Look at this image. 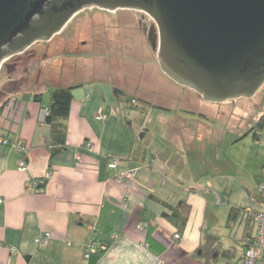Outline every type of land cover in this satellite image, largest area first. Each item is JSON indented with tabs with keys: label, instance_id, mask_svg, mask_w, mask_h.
<instances>
[{
	"label": "crops",
	"instance_id": "crops-1",
	"mask_svg": "<svg viewBox=\"0 0 264 264\" xmlns=\"http://www.w3.org/2000/svg\"><path fill=\"white\" fill-rule=\"evenodd\" d=\"M102 68H92L89 77L107 80L99 77ZM93 84L56 83L73 87V101L67 147L54 156L51 126L44 122L50 99L43 96V106L34 101L35 92H22L12 96L19 121L0 117L13 142L0 144V264H238L246 214L233 227L229 213L241 206L264 210V128L260 139L249 133L264 116V98L250 102L252 115L229 131L227 124L210 126L209 109L186 110L192 122H177L151 107L132 110L107 100ZM232 109L249 114L244 105L230 114ZM211 110L229 113L226 106ZM102 111L108 117L99 120ZM112 158L119 160L116 168L109 166ZM130 170L136 171L132 179H120ZM39 180L45 188L29 190ZM46 232L51 238L38 245L36 238ZM211 236L219 248L214 243L215 252L206 256ZM93 242L107 248L89 251Z\"/></svg>",
	"mask_w": 264,
	"mask_h": 264
},
{
	"label": "water",
	"instance_id": "water-1",
	"mask_svg": "<svg viewBox=\"0 0 264 264\" xmlns=\"http://www.w3.org/2000/svg\"><path fill=\"white\" fill-rule=\"evenodd\" d=\"M93 7L146 13L162 70L208 102L252 98L264 86V0H0V72Z\"/></svg>",
	"mask_w": 264,
	"mask_h": 264
},
{
	"label": "rangeland",
	"instance_id": "rangeland-1",
	"mask_svg": "<svg viewBox=\"0 0 264 264\" xmlns=\"http://www.w3.org/2000/svg\"><path fill=\"white\" fill-rule=\"evenodd\" d=\"M138 13L130 9L109 11L97 7L86 8L77 13L50 41L36 42L25 52L9 58L0 72V105L8 97L30 91L35 92L33 95L42 93L44 102H48L50 90L59 86L57 82L75 84L78 80L88 79V82L95 83L93 87H99L107 100L119 101L114 92L116 87L139 98L144 95L150 100L152 110L177 122H192L191 115L184 113L186 110L200 109L197 111L201 112L209 109L210 126L219 128L220 124H227L230 131L252 115L250 102L255 105L264 98V86L255 98H240L237 103L204 100L196 91L177 83L162 70L147 37L140 29ZM94 67L96 70L104 67L99 77L111 81L98 83V79L92 80L89 76ZM241 105L248 109L249 114L235 109L230 114L231 108ZM219 106H226L229 113H211V109ZM154 120L160 125L158 118ZM211 135H214V130ZM231 135L227 134V138L233 137Z\"/></svg>",
	"mask_w": 264,
	"mask_h": 264
},
{
	"label": "trees",
	"instance_id": "trees-1",
	"mask_svg": "<svg viewBox=\"0 0 264 264\" xmlns=\"http://www.w3.org/2000/svg\"><path fill=\"white\" fill-rule=\"evenodd\" d=\"M115 94L118 96L119 100L122 103H126L130 108L139 109L142 108L146 112L147 107H151L149 102L142 101L141 99L133 98L130 94L123 91L121 88L116 87L114 89ZM34 101L41 103L43 105V94L36 93L33 95ZM12 100H17L13 97H8L4 100V102L0 105V117L4 116L6 119H11L14 121H19L18 118V109L16 108L18 104ZM73 101V87H55L50 90V102L48 106H44L47 110V113L44 117V122L51 126V155L54 156L66 149V120L69 117L71 111V104ZM147 113L143 115V123H145ZM18 119V120H17ZM264 128V116H262L255 125L254 128L250 130L249 133L254 132L253 136L256 139H260L261 132ZM0 138H4L8 140V143L5 146H10L13 144L8 134H5L2 131V126L0 125ZM2 144V143H0ZM4 145V144H2ZM38 186L34 192H41L46 185V181L39 180ZM245 207L241 206L239 208L231 209L229 213V225L235 226L241 216V214L245 215ZM256 225L254 221V216L252 213H248L246 215L245 227H244V237L246 239L245 249L255 243V232L253 233V229L255 231ZM100 236V235H99ZM98 236V237H99ZM101 237V236H100ZM112 236H108L104 238V241H101L105 244H108V241H113ZM217 244V249L219 248L218 238L209 237L207 240V246L203 247L204 254L206 256L211 255L212 252H215L216 248H211V246ZM245 252V251H244ZM225 255H229V251H224ZM242 258V257H241Z\"/></svg>",
	"mask_w": 264,
	"mask_h": 264
},
{
	"label": "built area",
	"instance_id": "built-area-1",
	"mask_svg": "<svg viewBox=\"0 0 264 264\" xmlns=\"http://www.w3.org/2000/svg\"><path fill=\"white\" fill-rule=\"evenodd\" d=\"M11 104H14L13 100H12ZM18 107L19 106H17L16 108L18 109ZM107 117H108V114L103 112V111L97 115V119H99V120L106 119ZM0 143L6 145L8 143V140H6L4 138H0ZM94 148H95L94 143L89 142L87 144V149L89 151L94 150ZM21 150H22V147H21ZM118 163H119L118 159L112 158V159H110L109 166L111 168H116ZM24 165H25L24 162H21V166L24 167ZM135 172H136L135 170H130V171L122 174L120 179H132L135 176ZM49 175L50 174H48V176ZM37 186H38L37 181H33L27 185V187L31 191H35ZM260 189H261L263 196H264V185H262ZM244 213L246 215L248 213H252L254 216V221H255V225H256V235H255L256 240H255V243L253 245H251L245 249V252H244L242 258L238 261V264H257L258 261L264 255V210H262L260 212H253L250 208L246 207ZM116 237L117 236L115 235L114 238H116ZM179 237H180V235L176 234V238H179ZM50 238H51L50 233H48V232L43 233L38 238H36V243L38 245L46 244ZM106 248H107L106 245L103 243L97 244V243L93 242L89 248V251L96 252L98 249H106Z\"/></svg>",
	"mask_w": 264,
	"mask_h": 264
},
{
	"label": "flooded vegetation",
	"instance_id": "flooded-vegetation-1",
	"mask_svg": "<svg viewBox=\"0 0 264 264\" xmlns=\"http://www.w3.org/2000/svg\"><path fill=\"white\" fill-rule=\"evenodd\" d=\"M140 16L138 17L139 20V24H140V29L143 32V34L147 37L148 39V32L150 27L153 24V20L144 12H140L138 13ZM148 41V40H147Z\"/></svg>",
	"mask_w": 264,
	"mask_h": 264
}]
</instances>
